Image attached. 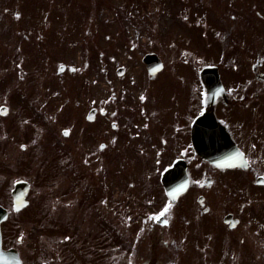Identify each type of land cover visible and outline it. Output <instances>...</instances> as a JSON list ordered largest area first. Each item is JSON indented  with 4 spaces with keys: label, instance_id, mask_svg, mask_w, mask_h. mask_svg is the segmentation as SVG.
<instances>
[{
    "label": "flooded vegetation",
    "instance_id": "obj_1",
    "mask_svg": "<svg viewBox=\"0 0 264 264\" xmlns=\"http://www.w3.org/2000/svg\"><path fill=\"white\" fill-rule=\"evenodd\" d=\"M82 1L80 5L89 6L96 17L89 14L96 20L95 27L89 29L85 20L81 22V14H75L74 18L71 12L61 15L65 21L61 31L66 37L80 31L81 36L104 37L106 41L110 36L125 38L132 52L141 50L145 53L140 62L132 63V66L119 64L116 56L110 58L111 62L105 61L104 54L101 57L96 92L87 90L81 104L85 124L79 129L72 126L64 130L66 138L72 137V143L78 141V145L69 150L68 192L74 194L76 191L82 204L91 201L96 204L95 212L103 214L99 203L103 205L104 190L98 186V179L104 180L111 169L113 186L108 191L112 198H117L118 166L126 162L128 156H139L145 166L154 164L156 168L149 177L155 180L157 175L159 182L163 171L178 161L185 173L187 188L174 200L163 192L164 205L154 212L150 206L139 207L134 212L131 227L136 236L130 238L128 264L263 263L264 0H144L147 5L156 6L157 11L161 10L156 14L134 10L143 0L128 1L131 7L124 13L122 2L116 8H110L108 0ZM70 4V0H23L14 6V14L4 9L0 23L9 30H0V35L11 34L22 43L16 66L22 94L18 100L19 111L14 112L12 104L0 105L7 108L0 110L1 128L10 126L13 131L17 123H35L40 100V82L35 76L40 64L38 51L45 39L57 33L47 18L57 11L58 5ZM41 5L50 6L43 18H40ZM21 6H24L23 14ZM106 9L112 13H101ZM193 17L199 28L195 48L212 52L215 62L201 65L198 59L181 64L171 61L167 67L160 53L178 54V58L188 53L181 34L170 29L171 25ZM153 38H158L159 43ZM31 40L32 46L28 49L24 44H30ZM81 43L83 46V41ZM154 43L156 49H147ZM73 45L70 42V46ZM148 53L159 54L162 60L163 67L155 75L148 74L142 62V57ZM204 67L215 68L210 76L214 84L211 104L200 78ZM66 70L70 74L76 72L64 65H59L57 72L62 75ZM182 76L187 77L180 78ZM186 84L187 92H184ZM154 98L159 99L157 104H154ZM26 102L33 104L29 111L26 110L32 113L31 121L20 117ZM76 107H80V102L76 101ZM203 112L214 116L241 153L239 165L219 167L196 154L191 128L194 119ZM96 122V126H90ZM98 169L103 174L101 177L96 176ZM68 211L69 221L65 225L72 232L65 238L70 246H65L73 259L69 264H99V260L93 258L102 255L105 246L116 245V239L92 238L89 243L85 237L72 238L75 232L79 233L74 229L78 225L77 215L82 212ZM89 211L92 212L89 207L83 209L85 219ZM112 212L116 214V208H112ZM80 234L85 235V232ZM54 240L51 259L41 264L67 263L63 260V249L59 248L64 244L59 243L60 239ZM21 241L19 239L15 244L10 234L3 233L4 249H15L21 255L23 248L28 247ZM33 246L38 252V238H34ZM89 254L91 263L88 262Z\"/></svg>",
    "mask_w": 264,
    "mask_h": 264
},
{
    "label": "rangeland",
    "instance_id": "obj_2",
    "mask_svg": "<svg viewBox=\"0 0 264 264\" xmlns=\"http://www.w3.org/2000/svg\"><path fill=\"white\" fill-rule=\"evenodd\" d=\"M128 1L130 0H119L125 4L122 6L123 13L131 7ZM17 2L21 4L23 0H0V17L3 18L4 9H8L9 14H14V6ZM116 2L118 3V1ZM116 2L112 1V3ZM70 3L67 6L58 5L57 11L47 18L54 24V31L57 33L53 37L45 39L38 51L40 64L36 67L35 76L40 82V100L37 103L38 108L36 107L39 110V115L35 117V123L25 125L17 123L13 126V131L9 129L10 126L0 127V205L10 208L9 190H11L14 180L26 179L30 181L28 195L30 205L17 217L11 216L2 228L11 235L13 242L17 236L26 239L28 237L39 238L38 252L33 246L34 241L23 243L28 246L22 251L24 264H39V262L41 264V262L49 261L51 246L56 243L54 239H60L59 243L64 244L59 248L63 249V260L69 264L73 259L69 255L66 246L70 245L65 242V238L69 237L72 230L69 232L66 229L65 224L69 221L67 212H69L68 210L80 211L82 214L77 215L78 225L74 229L79 233L75 232L72 238L85 237L89 243L92 238L116 239V245L105 246L106 251L93 259H98L99 264H128L130 238L136 236L131 227L134 212L144 206H150L154 212L164 205L165 197L158 176L154 177L155 180L149 177L152 169H155L156 166L154 164L145 166L139 161V156H128L126 162H121L118 166L120 177L116 188L119 193L115 194L117 198H112L109 193L113 186L112 170L108 171L104 180L99 178L98 186L104 190V196L102 198L103 205L99 203L100 207H103L101 209L103 214H98L95 212L96 204L91 201L82 204V199L77 196L76 191L74 194L68 192L66 184L70 180L71 173L69 150L76 147L78 141L75 140L72 143V137H64L62 131L70 129L72 126L79 129L85 124V113L82 111L81 104L86 97L87 90L96 92V81L99 77L103 54L105 61L111 62L110 58L116 56L119 64L132 66L134 63L140 62L141 56L145 52L141 50L132 52L129 49L130 43L125 38L110 36L106 41L104 37L81 36L80 31L75 32L71 37H66L61 31L65 27V21L61 15L71 12L74 18L75 14H81L79 17L82 19L81 22L85 20L89 29L95 27L96 22L94 20L96 17L92 15L90 7L80 5L83 3L82 0H70ZM54 7L52 6V8ZM115 7L117 5H112L111 8ZM23 8L24 6L20 7L22 14ZM48 8L50 6L41 5L40 18H43L42 15L47 13ZM153 9L152 5L143 2L139 9L134 10L151 13ZM101 13L111 14V11L105 10ZM194 19L193 17L181 22H174L171 25L170 29L181 34L183 46L188 53H184L178 58V54L172 56L167 52H162L160 54L164 63L167 64L171 61H177L180 64L184 61L191 63L197 59L200 60L201 65L215 62V55L212 52L195 48L198 45L196 38L199 28H196ZM81 22L77 25L78 28ZM2 25H4L3 22L0 23V30H9ZM20 41V38L11 34L0 35V105L12 104L13 107L10 106L14 112L19 111L18 100L22 94L19 75L16 74L18 70L16 66L20 59L19 46L22 45ZM81 41L84 43L83 46L80 45ZM153 41L158 42V38H153ZM70 42L74 44L73 47L70 46ZM24 45L29 49L32 46V40L30 44ZM156 46L154 43L152 48L147 47V49L154 50ZM99 47H102V50ZM23 51L28 55L26 49L23 48ZM128 56L133 58L128 59ZM61 64L74 66L76 72L70 74L66 70L62 75L58 74L57 69ZM137 69L141 72L140 68ZM163 76L160 75V77ZM185 77L187 76L180 78ZM184 92H187V84ZM156 100L153 99L154 104L158 103ZM76 101L80 102V107H76ZM32 106L33 104L27 102L25 105L23 104L24 113H20V117L31 121L32 113H28L26 110L29 111ZM19 125H21V129ZM96 125L97 122L90 126ZM34 136L36 137L32 140ZM22 146L26 149H21ZM159 167L162 168V166ZM93 168L95 169V167ZM102 175L98 169L96 176L101 177ZM90 176L91 174H89V180ZM78 179L81 180V177L78 176ZM78 189L76 188V190ZM68 201L70 203L67 205ZM87 207L91 208L92 212L89 211L88 217L85 219L83 209H87ZM112 208H116V214L112 212ZM19 225L22 228H19ZM83 231L85 235L80 234ZM89 257L88 262L91 263L90 254ZM248 264H264V262L250 261Z\"/></svg>",
    "mask_w": 264,
    "mask_h": 264
},
{
    "label": "water",
    "instance_id": "obj_3",
    "mask_svg": "<svg viewBox=\"0 0 264 264\" xmlns=\"http://www.w3.org/2000/svg\"><path fill=\"white\" fill-rule=\"evenodd\" d=\"M144 62L150 66V64H157L158 61L152 56L147 55L144 57ZM210 73L209 69H204L202 78H207ZM204 85L207 90H210V83L203 79ZM216 133V138L213 134ZM193 141L196 152L204 159L211 163L218 165H232L237 157L235 151L230 147L228 139L223 135L219 128L215 126L214 120L210 116L205 115L199 118L193 128ZM216 139V142L214 141ZM226 145V146H223ZM228 147V148H227ZM235 155V156H233ZM179 174L178 167H174L166 172L162 178V183L165 187L168 195L173 198L174 194L172 191V183ZM27 185L25 183L17 184L16 191L13 192V199L16 208L23 205V192L26 190ZM20 192V193H19ZM6 218L5 212L0 208V222ZM1 246V238H0ZM0 264H20L17 255L11 251L2 252L0 249Z\"/></svg>",
    "mask_w": 264,
    "mask_h": 264
}]
</instances>
